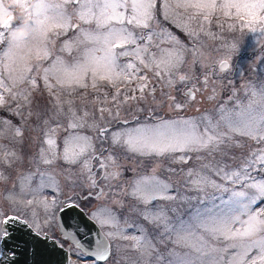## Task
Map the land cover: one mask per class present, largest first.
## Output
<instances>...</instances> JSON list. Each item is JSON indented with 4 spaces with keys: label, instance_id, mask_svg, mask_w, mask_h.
Wrapping results in <instances>:
<instances>
[{
    "label": "rangeland",
    "instance_id": "1",
    "mask_svg": "<svg viewBox=\"0 0 264 264\" xmlns=\"http://www.w3.org/2000/svg\"><path fill=\"white\" fill-rule=\"evenodd\" d=\"M50 2L55 4L61 0ZM164 3L165 0H156L154 18L148 28L130 25L127 19L122 25H116L131 31L136 41L135 44H125L124 50L134 52L136 48L147 47L148 51L141 52V56L160 61L174 58L177 51L183 49L185 63L175 70L174 76L157 77L152 70H142L140 75L149 77L144 93L134 90L141 82L134 80L130 84L121 83L119 95H116L115 87L99 79L94 89L91 73L82 81L87 87L76 84L61 87L57 84V77L63 76V70L71 69L78 61L83 63L88 58L86 53L101 57L103 52H93L101 45L82 34L84 31L95 34L97 27L94 22L85 24L76 18L74 13L79 9L80 1L52 10V14L58 11L72 14L73 26L49 32L50 38L55 41L47 45L51 55L46 60L32 61L34 69L39 63L40 73L34 70L25 74L36 80L35 87L25 82L12 88L13 92L23 90L30 96L8 98L9 93L0 88L7 98L6 104L0 107V174L3 176L0 179V220L4 216L15 215L27 220L36 231L57 236L58 209L66 199L82 207L100 226L101 221H109L101 227L106 234L112 232L116 235L108 236L112 255L106 264H182L184 260L201 264L200 254L194 250V246L200 243L198 238L212 248L227 249L219 254L221 264H227L235 252L227 247L229 241L213 238L198 224L228 212L233 192L243 191L251 195L253 190L248 185L264 181V165L258 162V157L264 156V142L242 136L239 131L229 133L227 128L222 127L220 131L228 134L213 150L157 156L141 155L127 150L126 146L114 145L112 133L131 132L136 128L148 130L162 121L180 120H195L203 129L208 121L201 118L208 116L212 125H216L221 119L220 108L228 114H236L233 118L247 119L246 113L243 116L239 114L254 98L253 93L258 98L260 89L264 87V34L241 30L239 25L229 29L227 18L220 13L221 21H225L223 28L217 27L216 17L213 16L212 23L204 26L205 31H199L197 21H187L184 9L174 6L165 8ZM170 3L175 5L176 0H170ZM129 14L125 12L126 17ZM75 23H78L77 28H74ZM193 29L197 30V35L188 34ZM66 44L69 47L62 51ZM2 49L3 45H0V58H3ZM130 61L139 63L134 55L118 59L120 64ZM225 61L230 66L222 70L220 65ZM44 68L50 69L48 83L53 85L51 89L45 86L42 79ZM240 69L243 70L242 75ZM180 75L189 78L179 82ZM8 77V70L0 64V80L12 87ZM205 77L207 84L204 83ZM170 78L175 81L172 85L167 83ZM188 91L195 93V100L189 98ZM169 96H174L175 101ZM176 103L183 107L177 109L174 106ZM101 107L109 111L101 114ZM253 111L258 113L259 106L254 105ZM73 113L79 118L75 122L83 123V127L69 128ZM94 125L103 126L107 133L100 137ZM49 129H55V133L45 137ZM17 130L20 135H17ZM69 136L92 138L96 151L89 150L81 158H90L91 172L79 163L71 165L57 160L47 165L41 162V147L49 149V145L44 143L46 138L52 139L54 150L61 152L63 141ZM11 153H15V157ZM95 155L101 159L111 155L115 163L107 161L106 169H96L100 165L96 159L92 171ZM183 159L187 162H182ZM102 170L104 177L117 171L119 176L101 178ZM190 170L192 176L187 174ZM197 173L204 178L199 185L193 183L198 179ZM233 173H239V176ZM93 180L95 184L98 181L103 193L97 198L84 199L89 193L95 195L98 191L93 186ZM145 181L149 184L158 182L160 186L156 193L158 198L147 203L132 195L137 183L145 187ZM164 185L168 186L167 190H164ZM137 195L143 196L144 193ZM29 200L31 205L27 203ZM45 205L48 206L47 211ZM244 206L241 204L242 209ZM262 210L264 200H257L251 205L253 214ZM161 212L167 216V228L153 220ZM231 215L233 220L240 217V221L235 220L232 225L234 229L240 228L241 221L247 219L240 212ZM181 229L184 231L181 232ZM189 229L194 235H188ZM136 239L140 240L139 245ZM73 256V264H100L78 249ZM208 259L203 257L204 261Z\"/></svg>",
    "mask_w": 264,
    "mask_h": 264
},
{
    "label": "snow or ice",
    "instance_id": "2",
    "mask_svg": "<svg viewBox=\"0 0 264 264\" xmlns=\"http://www.w3.org/2000/svg\"><path fill=\"white\" fill-rule=\"evenodd\" d=\"M76 0H61L60 3H51L50 0H23L22 7L24 8L26 16L29 18V24L26 25L29 29V35L23 39H10V34L20 27L25 26L22 20H18L15 24L0 26V45H3V58H0V64L9 72L8 79L12 83V87L3 83L0 80V88L9 93L8 98L17 99L19 96H30V93H25L23 90L13 92L12 88L18 87L21 83H27L35 87L36 80L26 73H31L34 70L37 73L41 72L39 63L32 66V61L46 60L51 55V50L47 47L50 43H55L49 36V32L53 29L65 30L72 27V14L65 11H58L52 14L53 9H63L66 5L75 3ZM182 8L185 10L188 22L197 21L199 31H205V25L212 23L213 16L216 17L217 27L223 28L225 21H221L220 15L227 18V27L234 29L239 25L240 29H248L252 33L264 34V0H176L175 5L170 3V0H165L164 7ZM98 9L99 11H93ZM156 9V0H80L79 9L74 13L76 18L85 23H95L97 31L95 34L84 31L82 34L89 39L100 44L101 47L95 48L92 51H101L103 56L96 57L91 53H86L88 57L83 63L76 62L71 66V69L65 68L63 76L57 77V84L61 87L72 86L76 84L80 87H87L82 83L84 78L91 73L92 87H97V80L105 81L116 88V95H119V85L130 84L134 80L141 81L136 89L140 93H144L148 88V76L140 75L142 70H152L153 75L162 77V75L174 76L175 70L185 63L183 57V49L177 51L174 58L156 61L155 58L146 59L141 56V52H147V47L136 48L134 52L124 50L125 44H135L133 33L125 27H117L122 25L127 19V23L136 27L148 28L149 22L154 18ZM191 10V11H190ZM9 9L5 5V0H0V13H7ZM125 12H129V16H125ZM115 22V23H113ZM187 29V24L185 25ZM99 29H104L100 32ZM189 35H197L196 29L188 32ZM151 40V37H148ZM178 43V42H177ZM69 45H64V48ZM121 49V51H117ZM135 56L139 61L138 64L128 62L126 64L118 63L121 56ZM171 57V54H169ZM58 59V58H57ZM6 61V63H5ZM195 63V61H194ZM226 63V61L224 62ZM151 66V67H150ZM223 66V65H222ZM42 79L45 86L49 89L53 87L48 83V72L50 69L44 68ZM15 73V75L13 74ZM187 75H180L179 82L188 80ZM119 82V83H118ZM175 81L168 79L167 83L172 85ZM204 83L207 84L208 80L205 77ZM191 100H195V95L191 92L188 93ZM252 99L249 100L247 106L239 116L247 114V119L241 120L233 118L236 114H228L224 108H220L221 119L212 125L208 116H203L202 120H207L208 123L203 129L195 120H180V121H162L153 129L136 128L131 132H114L112 133V143L114 145L126 146L127 150L139 152V154L163 156L175 152H188V151H201L213 150L220 143L223 142L224 137L228 134L220 131L222 127L228 129V132L239 131L242 136L248 137L253 140H260L264 142V87L260 89L258 98L256 93H253ZM136 97H128V99H135ZM214 97H210L212 99ZM116 96H113V100ZM169 99L175 101L174 96H169ZM7 98L0 92V107L4 106ZM259 106V112L253 111V106ZM177 109L183 107L182 104L176 103L174 105ZM71 111V110H70ZM109 111L101 107L99 112L103 114ZM73 122L69 123V128L75 129L83 127V123L75 122L78 117L73 113ZM87 115V113H85ZM118 115V113H117ZM100 137L107 133V129L101 125H94ZM55 133V129H49L45 133V137H49ZM17 135H20L17 130ZM123 138V139H122ZM44 143L49 145V149L41 147L40 159L41 162L47 165L54 164L57 160H63L66 164H81L83 168L91 172L90 158H84L85 154L91 150L95 152V147L92 143V138L89 136H69L63 141V149L61 152L55 151L54 141L46 138ZM78 144V146H77ZM15 157V153H11ZM102 169L108 167L107 161L115 163L114 158L109 155L106 159H101L99 156L95 157ZM182 162H187L183 159ZM258 162L264 165V156L258 157ZM189 176L193 175L190 170L187 173ZM198 179L193 183L199 185L204 182V178L196 174ZM234 176H239V173H233ZM119 172H112L105 175V179L117 178ZM3 176L0 174V179ZM95 186V180L92 181ZM145 187H141L140 182L137 183L136 189L132 195L142 199L145 203L150 200L158 198L156 193L159 190V183L149 184L147 181L143 182ZM253 192L247 195L243 191L233 192V200L230 202L231 207L228 212L222 213L219 217L201 221L198 224L213 238L229 241L227 247L234 249L233 256L227 261V264H264V210L260 213L253 214L251 205L255 204L257 200H264V181H259L248 185ZM167 190L168 186H163ZM143 192V196L137 194ZM167 198V197H160ZM11 202H15L12 197H8ZM29 205L32 201L27 202ZM244 204V208H241ZM68 207H77V205L69 203ZM53 211H55V202H53ZM45 210L48 206L45 205ZM59 211L64 210V205H61ZM240 212V215L247 216V219L241 222V227L234 229L232 225L235 220L232 218V213ZM95 215V214H93ZM145 219H149L145 216ZM17 220L14 215L4 216L0 220V264L7 260L9 264H15L16 245H10L11 233L6 227L9 223ZM154 221L163 223L167 228V216L161 212L153 217ZM109 223L108 220L101 221V226ZM184 229H181L183 232ZM37 235L40 232L37 231ZM115 233L109 232L106 236H115ZM188 235L192 236L194 233L191 229L188 230ZM182 238V237H181ZM135 239V238H134ZM198 246H194L196 253L200 254L201 264H221L220 253L227 249H216L208 246L203 242L202 238ZM136 244H140V240L136 239ZM107 251L106 246L98 247L94 250L96 258L106 260L104 253ZM207 256V261L203 257ZM182 264H195V261L184 260Z\"/></svg>",
    "mask_w": 264,
    "mask_h": 264
},
{
    "label": "water",
    "instance_id": "3",
    "mask_svg": "<svg viewBox=\"0 0 264 264\" xmlns=\"http://www.w3.org/2000/svg\"><path fill=\"white\" fill-rule=\"evenodd\" d=\"M80 0H76L78 3ZM78 27V23L74 24V28ZM223 65V66H222ZM230 63H222L220 69L227 70ZM242 75L243 70H239ZM194 92L188 91V93ZM99 155H95L92 159V163ZM100 157V156H99ZM96 169H102L97 166ZM104 170V169H103ZM104 177V172L101 178ZM96 187L98 189L95 195L89 193L84 197H99L103 193V188L96 181ZM74 202H67L63 200L64 210L59 211L57 215V223L59 231L62 236L69 240L70 243L82 251L84 254L93 258L99 262H106L109 260L112 252L111 242L106 234L101 229L100 225L80 206L68 207L67 205ZM15 216V215H14ZM17 217V220L9 223L6 227L11 233L10 245H16L15 252V264H70L69 252L58 244L57 240L51 238L50 235H37V231L29 224L28 221L21 217ZM106 246L107 251L104 255L106 260L96 258L93 254L94 250L98 247ZM3 264H9L7 260H4Z\"/></svg>",
    "mask_w": 264,
    "mask_h": 264
},
{
    "label": "clouds",
    "instance_id": "4",
    "mask_svg": "<svg viewBox=\"0 0 264 264\" xmlns=\"http://www.w3.org/2000/svg\"><path fill=\"white\" fill-rule=\"evenodd\" d=\"M22 3L23 0H5V5L9 11L7 13H0V26L15 24L18 20H22L25 25L14 30L10 34V39H23L29 35V29L26 27V25L29 24V18L26 16L24 8L21 6ZM235 220L240 221V217H235Z\"/></svg>",
    "mask_w": 264,
    "mask_h": 264
},
{
    "label": "flooded vegetation",
    "instance_id": "5",
    "mask_svg": "<svg viewBox=\"0 0 264 264\" xmlns=\"http://www.w3.org/2000/svg\"><path fill=\"white\" fill-rule=\"evenodd\" d=\"M96 160V159H95ZM95 162V161H94ZM94 162L91 164V167H92V171H94V168H93V166H94ZM102 174H103V170H102ZM101 174V175H102ZM95 186H96V184H95ZM59 231V230H58ZM45 234H47V233H45ZM52 238H54V239H56L57 240V242H58V244L59 245H61L62 247H64V249H66L68 252H69V256L71 257V255L74 253V251H75V247L70 243V241L69 240H67V239H65L63 236H62V234L59 232L58 234H57V236L55 235V236H53V235H50ZM70 264H73V261L72 260H70ZM100 264H106V262L105 263H100Z\"/></svg>",
    "mask_w": 264,
    "mask_h": 264
}]
</instances>
